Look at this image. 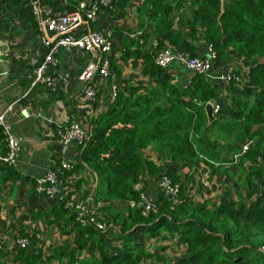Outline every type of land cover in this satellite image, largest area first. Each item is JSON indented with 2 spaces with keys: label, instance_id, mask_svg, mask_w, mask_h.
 <instances>
[{
  "label": "trees",
  "instance_id": "obj_1",
  "mask_svg": "<svg viewBox=\"0 0 264 264\" xmlns=\"http://www.w3.org/2000/svg\"><path fill=\"white\" fill-rule=\"evenodd\" d=\"M42 1L63 12L75 10L73 4L79 2L68 0V7L59 0ZM129 1L108 0L96 7L108 13L116 7L124 14ZM140 1L138 27L153 28L155 41L144 51L141 30L127 37L123 55L125 60L142 59L141 73L148 82L132 75L119 81L114 99L93 117L79 144L80 160L59 170L62 183L67 180L76 187L82 178L74 173L89 172L96 182L92 202L122 201L128 203L127 212L100 231L76 221L78 201L35 211V219L43 217L44 223L66 234L75 231L74 239L49 248L34 232L18 233L27 237L28 245L3 246L0 264H9L2 259L6 253L22 264H264V0ZM184 3L192 15L186 35L174 29L173 19ZM197 39L213 50L211 67L237 53L225 97L209 79L210 69L197 73L182 67L187 81L180 83L168 66L155 62L164 48L198 57ZM109 69L118 77L122 73L114 61ZM207 102L219 105L210 123L204 110ZM0 137L3 141L1 133ZM202 164L228 182L218 195L195 200L184 179ZM183 167L187 171L182 177ZM156 174L159 184L166 178L176 192L166 194L159 185L153 196L139 187L141 180ZM141 192L153 197L150 210L131 205L140 200ZM111 229L119 245L107 242ZM89 243L98 254L86 253ZM173 243L182 248L180 254L170 253Z\"/></svg>",
  "mask_w": 264,
  "mask_h": 264
},
{
  "label": "crops",
  "instance_id": "obj_2",
  "mask_svg": "<svg viewBox=\"0 0 264 264\" xmlns=\"http://www.w3.org/2000/svg\"><path fill=\"white\" fill-rule=\"evenodd\" d=\"M63 6H70L68 0H59ZM73 4L77 9L80 3L88 6L93 0H78ZM165 4H175L177 0H159ZM140 0H131L124 7L121 14L118 8L110 13L99 9L94 19H84L77 32L89 29L111 31L113 47L106 54H99L98 58L106 57L114 61L122 70L118 77L112 73L108 65V73L97 75L94 84L96 98L88 100L83 95L85 82L77 76L92 54L78 48H60L54 54V62L45 70L44 76L48 82L32 84V72L43 60L46 48L41 40L40 32L28 13L27 3L18 0H0V111L12 127V132L18 140L20 149L14 166L0 165V241L14 249L13 241L18 233L30 235L32 232L42 245L51 247L65 238L74 239L75 231L63 233L52 224L44 223L43 217L34 215L35 211L50 209L56 203H70L83 201L95 213L98 219L106 224L113 223V218L119 214L125 215L128 203L101 199L95 203L89 202L92 190L96 184L90 173L81 170L74 175L82 178L80 187L64 180L60 186L59 199L38 194L33 184L36 178L51 169H56L57 162L61 160L75 164L80 160L79 142L72 140L63 153L59 152L57 144L58 132L70 122L77 121L87 132L92 125V119L103 112L111 102V95L119 81L133 76L148 82V76L142 74L140 58L129 57L124 59L123 51L127 44V37L143 31L142 49L145 51L154 43L153 28H139V15L137 7ZM174 29L180 30L184 35L190 30L189 20L192 15L189 7L184 3L173 12ZM198 57L208 55L207 44L197 39L195 41ZM237 63V53L229 54L221 66L211 67L208 77L218 84L220 95L225 97L229 91L227 76L230 69ZM182 67L178 61L168 65L170 72L178 81H187L182 74ZM186 68V67H185ZM188 69V68H187ZM190 70V69H188ZM4 143L0 137V152ZM187 168L183 167V173ZM185 184L189 193L195 200H202L218 195L223 184L228 179L223 175H212L210 168L202 164L194 167L186 174ZM159 176L156 174L140 181L139 187L156 196L159 191ZM136 237L140 235L136 234ZM106 240L111 245H119V237L114 229L106 233ZM97 247L89 243L87 254H98ZM169 251L176 255L182 248L171 244ZM9 264L14 263L10 256L2 258Z\"/></svg>",
  "mask_w": 264,
  "mask_h": 264
},
{
  "label": "built area",
  "instance_id": "obj_3",
  "mask_svg": "<svg viewBox=\"0 0 264 264\" xmlns=\"http://www.w3.org/2000/svg\"><path fill=\"white\" fill-rule=\"evenodd\" d=\"M27 3L28 13L35 22L36 28L40 32L41 40L46 48L43 60L35 67L32 72V84L36 82H48L50 79L44 76L45 70L54 62V54L60 48H78L82 49L93 56L89 59L85 66L78 74V78L85 82L83 95L88 100L94 101L96 98V89L94 81L97 75H105L108 73L109 61L106 57L98 58L99 54H106L112 48V34L110 31L91 30L85 32H77L78 25L84 19H94L97 11L96 4L100 2L107 4L108 0H93L90 5L86 6L80 3L77 9L63 12L56 10L42 0H20ZM215 54L210 46H208V55L206 57L190 56L187 53H176L169 48L160 50L155 57V62L161 67H166L173 61H178L186 68L197 73H207L212 65ZM229 75L227 76L228 79ZM115 89L111 95V101L114 99ZM213 104V103H212ZM218 104H213V112L218 109ZM0 133L3 137L5 151L0 152V165H12L16 163L18 152L20 149L17 138L12 132L10 123L6 121L5 113L0 111ZM87 133L84 128L77 122L72 121L66 127L58 132L57 144L59 152L63 153L72 140L81 144ZM246 150V146H244ZM60 166L45 172L34 181V190L41 195L59 199L60 186L62 180L59 177L60 168L70 169L71 163L61 160ZM161 191L164 193H175L176 187L163 178L160 182ZM140 200L137 203H131L132 206L141 207L144 210H150L154 207V199L152 196L144 192L140 193ZM76 221L82 224H89L100 231H105L108 224L97 218L95 213L84 201L77 202ZM13 246L16 248L26 247L28 239L26 236H16ZM5 246L0 241V249ZM12 247V246H11ZM264 252V246L261 247Z\"/></svg>",
  "mask_w": 264,
  "mask_h": 264
},
{
  "label": "water",
  "instance_id": "obj_4",
  "mask_svg": "<svg viewBox=\"0 0 264 264\" xmlns=\"http://www.w3.org/2000/svg\"><path fill=\"white\" fill-rule=\"evenodd\" d=\"M204 110H205V114H206V116H207L208 123H210V122L214 119V117H215V116H214V112H213V105H212V103L207 102V103L205 104V108H204ZM95 190H96V184H95L94 187H93V190H92V193H91V196H90L89 202H90V200L93 198L94 193H95Z\"/></svg>",
  "mask_w": 264,
  "mask_h": 264
},
{
  "label": "rangeland",
  "instance_id": "obj_5",
  "mask_svg": "<svg viewBox=\"0 0 264 264\" xmlns=\"http://www.w3.org/2000/svg\"><path fill=\"white\" fill-rule=\"evenodd\" d=\"M224 176V175H223ZM225 177V176H224ZM146 193V192H145ZM148 195V193H146Z\"/></svg>",
  "mask_w": 264,
  "mask_h": 264
},
{
  "label": "clouds",
  "instance_id": "obj_6",
  "mask_svg": "<svg viewBox=\"0 0 264 264\" xmlns=\"http://www.w3.org/2000/svg\"><path fill=\"white\" fill-rule=\"evenodd\" d=\"M213 105V104H212Z\"/></svg>",
  "mask_w": 264,
  "mask_h": 264
}]
</instances>
